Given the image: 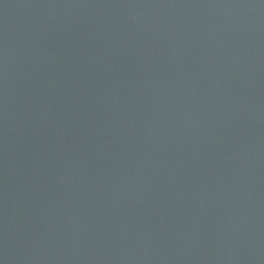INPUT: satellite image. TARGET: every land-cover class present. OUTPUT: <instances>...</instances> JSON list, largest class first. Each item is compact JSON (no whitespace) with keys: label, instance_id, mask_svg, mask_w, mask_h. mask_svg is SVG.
<instances>
[{"label":"water","instance_id":"water-1","mask_svg":"<svg viewBox=\"0 0 264 264\" xmlns=\"http://www.w3.org/2000/svg\"><path fill=\"white\" fill-rule=\"evenodd\" d=\"M0 264H264V0H0Z\"/></svg>","mask_w":264,"mask_h":264}]
</instances>
